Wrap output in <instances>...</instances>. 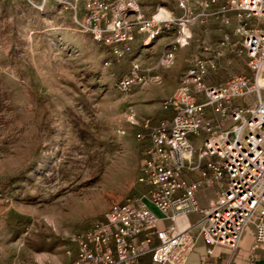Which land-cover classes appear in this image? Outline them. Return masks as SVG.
I'll return each mask as SVG.
<instances>
[{
    "label": "rangeland",
    "instance_id": "374dc122",
    "mask_svg": "<svg viewBox=\"0 0 264 264\" xmlns=\"http://www.w3.org/2000/svg\"><path fill=\"white\" fill-rule=\"evenodd\" d=\"M66 1L0 0V264H72L73 237L112 203H147L140 168L148 138L137 134H147V120L169 122L164 102L201 41L215 46L224 29L218 18L192 26L170 66L160 62L173 28L117 58L76 24L70 5L81 13L86 0ZM140 2L147 14L181 13L176 0ZM224 55L208 84L250 75L246 56ZM135 64L146 80L120 90Z\"/></svg>",
    "mask_w": 264,
    "mask_h": 264
},
{
    "label": "built area",
    "instance_id": "2783aa9c",
    "mask_svg": "<svg viewBox=\"0 0 264 264\" xmlns=\"http://www.w3.org/2000/svg\"><path fill=\"white\" fill-rule=\"evenodd\" d=\"M176 5L179 15L163 9L147 14L140 0H86L81 13L70 5L81 30L117 58L136 43L151 46L173 28L163 66L191 43L192 26L218 18L224 27L215 46L201 41L203 52L164 102L173 112L169 122L153 126L147 120V134H137L148 138L140 181L164 217L143 199L112 203L102 219L73 237L72 264H185L198 236L207 245L200 264H212L215 246L236 250L248 231L254 236L251 260L264 249V0H176ZM225 50L246 56L250 75L208 84ZM139 71L135 64L117 87L127 90L146 80ZM207 189L216 196L203 206L199 194ZM191 213L198 219L181 228L180 219Z\"/></svg>",
    "mask_w": 264,
    "mask_h": 264
},
{
    "label": "crops",
    "instance_id": "0c3cea01",
    "mask_svg": "<svg viewBox=\"0 0 264 264\" xmlns=\"http://www.w3.org/2000/svg\"><path fill=\"white\" fill-rule=\"evenodd\" d=\"M206 39V38H204ZM137 44V43H136ZM200 201L203 206L206 204L208 197L214 198L216 196L215 189H207L200 192ZM159 217H164V213L157 209L151 202L146 203ZM197 213H191L188 217L180 219L181 228L188 227L191 223L198 219ZM163 224H167L164 221ZM254 244V236L250 231L246 232L242 238L239 248L234 250L228 246H215L214 252L210 257L212 264H264V249H257L255 251L256 258L251 260L252 246ZM207 245L204 243L202 237H198L195 250L189 255L185 264H200L201 258L206 254ZM148 264H159L148 261ZM169 264V263H166Z\"/></svg>",
    "mask_w": 264,
    "mask_h": 264
}]
</instances>
